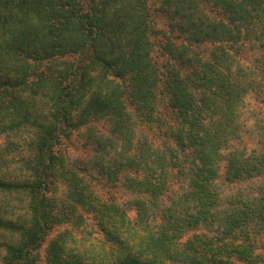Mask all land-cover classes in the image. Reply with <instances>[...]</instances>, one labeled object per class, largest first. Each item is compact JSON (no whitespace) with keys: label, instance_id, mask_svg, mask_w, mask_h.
I'll return each instance as SVG.
<instances>
[{"label":"trees","instance_id":"1","mask_svg":"<svg viewBox=\"0 0 264 264\" xmlns=\"http://www.w3.org/2000/svg\"><path fill=\"white\" fill-rule=\"evenodd\" d=\"M161 1L0 0V264H264V0Z\"/></svg>","mask_w":264,"mask_h":264},{"label":"rangeland","instance_id":"2","mask_svg":"<svg viewBox=\"0 0 264 264\" xmlns=\"http://www.w3.org/2000/svg\"><path fill=\"white\" fill-rule=\"evenodd\" d=\"M154 4L156 7H159V9H161L162 5V1L161 0H153ZM211 8V6H210ZM210 10V9H209ZM209 12V11H208ZM210 13V12H209ZM214 15V13H213ZM169 22L168 18L163 17V15H159L158 19H157V28L158 30H161L163 33H165L168 29V27L165 25L166 22ZM256 94L253 93L251 94L248 99L252 102H254L255 98H256ZM169 116V115H167ZM96 131L98 132H107L108 127L107 124L104 121H99L97 124H95V126L93 127ZM157 132V130H155ZM154 130L149 131L150 135L152 136L153 134H155ZM85 135L83 132H78L76 131L74 133V135L69 138L68 140H64L62 142L61 145H59V149H61L62 154L64 155V157L66 158L67 162L73 161L75 159L78 160H83L85 158H87V155L89 152L85 149L82 150L83 146V142H84V138ZM1 143H4V138H2ZM86 156V157H85ZM16 166V165H13ZM99 182H105L102 178L99 179ZM101 187V186H100ZM100 192L103 193V195L107 194L108 189L104 188L103 184L102 187L100 188ZM64 186H61V189H63ZM118 188H116L113 192V194L116 197H120L121 200L127 199L129 197V194H127L126 192H121L117 190ZM119 193H118V192ZM62 230V228H55V230L50 234L48 241L52 240L58 233H60V231ZM47 247H43L42 250L40 251V258H41V264H45V251H46Z\"/></svg>","mask_w":264,"mask_h":264}]
</instances>
